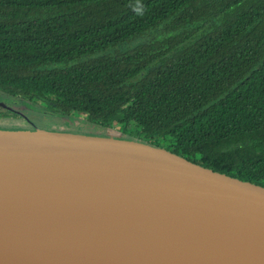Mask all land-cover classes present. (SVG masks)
I'll list each match as a JSON object with an SVG mask.
<instances>
[{"label": "trees", "instance_id": "16d2710c", "mask_svg": "<svg viewBox=\"0 0 264 264\" xmlns=\"http://www.w3.org/2000/svg\"><path fill=\"white\" fill-rule=\"evenodd\" d=\"M23 107L263 186L264 0H0V119Z\"/></svg>", "mask_w": 264, "mask_h": 264}, {"label": "water", "instance_id": "95a60500", "mask_svg": "<svg viewBox=\"0 0 264 264\" xmlns=\"http://www.w3.org/2000/svg\"><path fill=\"white\" fill-rule=\"evenodd\" d=\"M0 264H264V187L149 143L0 130Z\"/></svg>", "mask_w": 264, "mask_h": 264}, {"label": "rangeland", "instance_id": "374dc122", "mask_svg": "<svg viewBox=\"0 0 264 264\" xmlns=\"http://www.w3.org/2000/svg\"><path fill=\"white\" fill-rule=\"evenodd\" d=\"M21 114L17 118L0 119V130H18L19 132L36 130H49L76 135H92L93 137H109L124 141L144 142L148 141L142 136L140 129L131 128L123 130L118 124H113L111 129L95 126L83 116L65 118L48 111H40L38 107L33 109L17 108ZM23 116V117H22ZM190 161L205 165L203 157L199 155H186ZM264 186V183H263Z\"/></svg>", "mask_w": 264, "mask_h": 264}, {"label": "flooded vegetation", "instance_id": "af4514ba", "mask_svg": "<svg viewBox=\"0 0 264 264\" xmlns=\"http://www.w3.org/2000/svg\"><path fill=\"white\" fill-rule=\"evenodd\" d=\"M21 115V114H20ZM23 117V116H22Z\"/></svg>", "mask_w": 264, "mask_h": 264}]
</instances>
